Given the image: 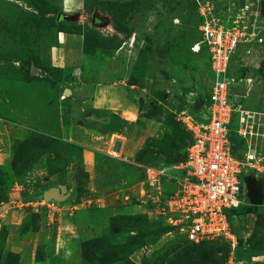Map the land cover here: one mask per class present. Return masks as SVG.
<instances>
[{
    "label": "rangeland",
    "instance_id": "374dc122",
    "mask_svg": "<svg viewBox=\"0 0 264 264\" xmlns=\"http://www.w3.org/2000/svg\"><path fill=\"white\" fill-rule=\"evenodd\" d=\"M64 1L0 0V264H264L261 0ZM202 11L225 26L239 17L260 26L229 66L251 88L253 106L230 100L249 113L248 140L263 154L260 169L245 173L260 183L261 203L233 219L234 249L221 238L188 241L178 220L158 213L184 174L177 165L191 134L183 117L198 116L210 89L206 45H194ZM98 84L139 90L144 124L128 156L94 151L92 175L70 132L74 98L84 101ZM107 117L109 129L128 130L119 114ZM237 118L228 125L234 146ZM149 167L165 174L151 181Z\"/></svg>",
    "mask_w": 264,
    "mask_h": 264
},
{
    "label": "built area",
    "instance_id": "2783aa9c",
    "mask_svg": "<svg viewBox=\"0 0 264 264\" xmlns=\"http://www.w3.org/2000/svg\"><path fill=\"white\" fill-rule=\"evenodd\" d=\"M201 13L205 17L200 24L202 39L194 45L197 48L203 43L206 45L210 89L202 99L198 116L186 114L183 117L193 142L187 147L185 161L177 165L184 169V174L178 178L177 190L164 201L158 213L167 220H178L180 230L190 241L221 238L234 249L238 238L232 221L236 216L229 213L251 204L243 177L249 170L260 169L256 163L263 154L257 146L253 148L249 140L245 142L246 151L242 157L232 150L228 125L235 113H239L235 131L242 139L253 134L254 124L249 113L230 100L236 95L233 89L244 85L248 89L249 86L231 76L229 66L236 46L253 41L260 26L251 21L246 25L242 17L235 19L231 26H225L224 22L208 19L206 13ZM147 172L151 181H156L165 174V169L149 167Z\"/></svg>",
    "mask_w": 264,
    "mask_h": 264
},
{
    "label": "crops",
    "instance_id": "0c3cea01",
    "mask_svg": "<svg viewBox=\"0 0 264 264\" xmlns=\"http://www.w3.org/2000/svg\"><path fill=\"white\" fill-rule=\"evenodd\" d=\"M69 4L68 0H65L63 6L66 8ZM139 96H141L139 95V90L128 85L98 84L93 87V92L83 96L84 101H78V97L74 98L76 100L73 103L75 124L72 125L70 136L86 148V168L92 172V175H96L99 172L93 157L94 151L106 154L112 152L126 157L131 151V145L139 142V135L144 124L137 116L139 113L137 110ZM83 108L88 110L84 119L89 121H83L80 124L79 119H81ZM110 113L119 114L121 118L123 117L122 125L128 130L123 132V128L119 129L117 127L109 129L106 123L108 120L107 116ZM237 113H235V116ZM262 138V146L264 147V137L262 136ZM136 139L138 142H135ZM248 139L250 140V138L246 137L244 140L248 141ZM257 145L254 146L256 147ZM245 151L246 148L244 150L240 149L239 152L243 156Z\"/></svg>",
    "mask_w": 264,
    "mask_h": 264
},
{
    "label": "water",
    "instance_id": "95a60500",
    "mask_svg": "<svg viewBox=\"0 0 264 264\" xmlns=\"http://www.w3.org/2000/svg\"><path fill=\"white\" fill-rule=\"evenodd\" d=\"M261 13L264 14V0H261ZM232 93H234L236 95L244 96L247 93V87L244 85V86L235 88V89L232 90ZM201 103H202V99H199L197 101L196 107H195V109L197 111H199ZM244 182H245V185H246V188H247V194H248V197L250 199V202L253 205L261 203L262 190H261L260 183L257 180H255L253 177H250V176L245 177ZM61 190L64 191L65 187L62 186ZM52 194L53 193L50 194L48 192V193L45 194V197L51 199L52 198L51 197ZM57 194H60L59 191H58ZM54 195H55V192H54Z\"/></svg>",
    "mask_w": 264,
    "mask_h": 264
},
{
    "label": "trees",
    "instance_id": "16d2710c",
    "mask_svg": "<svg viewBox=\"0 0 264 264\" xmlns=\"http://www.w3.org/2000/svg\"><path fill=\"white\" fill-rule=\"evenodd\" d=\"M191 134V133H190ZM240 136H238V143L234 146V145H232V150H233V152H234V154L235 155H237L238 157H242V155L240 154V149H245L246 148V143L244 142V141H242V140H240ZM242 139V138H241ZM192 142H193V137H192V134H191V140H190V143L188 144V145H186V147H188L189 145H191L192 144ZM250 205V204H249ZM250 207V206H249ZM248 207V205L247 206H244V207H241V208H239V209H235V210H232V211H230V215H235V216H238L240 213H242V212H244V210L246 209V208H249ZM251 207H253V208H255V206L254 205H252ZM185 237H186V235H185ZM186 239L188 240V238L186 237ZM188 241H190V240H188ZM191 242H193V241H191Z\"/></svg>",
    "mask_w": 264,
    "mask_h": 264
},
{
    "label": "bare ground",
    "instance_id": "6f19581e",
    "mask_svg": "<svg viewBox=\"0 0 264 264\" xmlns=\"http://www.w3.org/2000/svg\"><path fill=\"white\" fill-rule=\"evenodd\" d=\"M250 91H251V88L249 87L248 89H247V93L243 96V97H246V98H249V100H250ZM234 98V97H233ZM248 105H250V106H253L254 104L251 102V100L247 103ZM252 157H253V155H252Z\"/></svg>",
    "mask_w": 264,
    "mask_h": 264
}]
</instances>
